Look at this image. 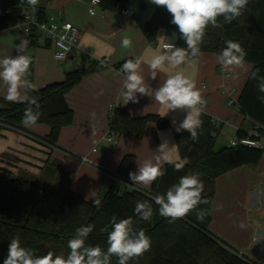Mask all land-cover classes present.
Masks as SVG:
<instances>
[{"label":"crops","instance_id":"1","mask_svg":"<svg viewBox=\"0 0 264 264\" xmlns=\"http://www.w3.org/2000/svg\"><path fill=\"white\" fill-rule=\"evenodd\" d=\"M39 6L45 18L78 26L80 48L88 50L89 54L73 52L68 59L58 62L49 42L39 39L34 45L28 43L33 74L31 79L29 75L26 78L34 85V90L61 83L68 73L76 70L92 68L93 71L66 94L73 122L61 129L55 145L43 141L51 132L45 124L24 126L29 135L9 129L1 131L0 167L13 175L27 174L44 180L47 187L53 185L74 191L86 202L93 203L108 192L122 194L137 187L131 184L129 172L137 171L138 165L146 159L154 160L164 140L170 142V147L175 145L174 159L182 160L175 127L184 119V110L177 109L163 116L167 109L152 97L139 93L138 103L123 104L122 65L137 58L142 61L141 74L153 90L176 72H182L195 83L202 98L208 101L200 117L209 116L221 125L216 150L230 146L240 131H253L251 121L240 114L237 105L252 69L250 63L221 67L219 55L200 52L178 67L166 64L153 80L149 62L154 55L165 52L162 44L181 47L174 31L160 29L154 42L149 43L132 16L123 15L121 10L111 12L100 7L95 15H90L88 2L77 0H39ZM125 37L132 42L128 48L122 44ZM21 40H26V35L18 27L0 31V59L15 56L16 45ZM104 58L109 59L108 66L94 65ZM23 94L28 96V90ZM231 98L235 99V104L229 103ZM2 101L10 102L6 99V86L0 81V104ZM117 109L127 111L136 119L150 115L166 119L171 128L160 129L156 122H149L141 136H118L111 132L110 125L111 115ZM174 120L176 125L172 123ZM262 150L256 165L241 166L216 179L209 210L210 230L240 256L257 264H264V148ZM81 157L88 162H81L78 159ZM161 164L163 168L170 163L161 161ZM154 182L142 189L150 191Z\"/></svg>","mask_w":264,"mask_h":264},{"label":"trees","instance_id":"2","mask_svg":"<svg viewBox=\"0 0 264 264\" xmlns=\"http://www.w3.org/2000/svg\"><path fill=\"white\" fill-rule=\"evenodd\" d=\"M22 0H6L11 12L0 17V31L16 27L22 15L18 7ZM101 8L105 11L128 10L132 19L149 43H153L160 29L172 30L177 34V44L187 47L181 38L177 26L171 23L172 16L164 7L150 4L148 0H101ZM40 18L45 20L43 12ZM217 27L209 25L205 31L203 42L199 45L201 53L219 55L226 47V41L238 42L246 56L243 62L252 65L248 80L237 101L240 114L251 121L253 130L259 128L264 134V96L258 90L259 78L264 77V0H249L241 16L231 23H225L223 17L218 18ZM40 39L36 30L33 31L30 44ZM48 42V41H47ZM50 43V42H49ZM97 66V63L94 64ZM257 73V79L252 73ZM92 68L70 72L61 83L49 85L40 90H28V97H35L39 104L40 117L37 124H45L51 128L50 135L44 142L55 145L63 127L73 122V112L66 101V94L77 86L84 76L91 73ZM32 78L33 65L29 68ZM28 102L15 104L1 102L0 118L24 129L22 123ZM202 125L197 129L198 138L193 140L186 131L176 132L175 137L181 159L186 161L180 171L173 164L163 167L165 175L157 178L148 192L137 189L122 194L108 192L98 199L100 205L94 206L74 192L57 187L51 191L44 180L29 175H14L0 167V264L7 255L8 246L19 236L21 246L32 249L36 255H45L52 251L57 255H67L70 251L67 242L76 229L88 224L94 225L86 244L99 245L107 250V226L111 231V219L132 217L136 231L144 230L151 240V246L143 255L134 257L128 264H257L249 258L242 257L225 241L210 231L212 218L209 214L211 200L215 195L216 179L244 165H256L262 157V149L239 145L226 146L216 150L217 137L221 125L209 116L200 117ZM149 122H156L160 129H170L171 123L157 116L132 118L124 110L117 109L111 117V132L122 137L136 134L141 136ZM2 130L8 128L0 126ZM10 130V129H9ZM249 133L239 132L238 138ZM198 174L204 184L201 203L183 218L171 221L159 214V206L153 196L166 194L167 190L179 182L186 174ZM137 201H148L153 208L149 221H142L134 214ZM204 211L202 220L197 213ZM111 264H118L115 256Z\"/></svg>","mask_w":264,"mask_h":264},{"label":"clouds","instance_id":"3","mask_svg":"<svg viewBox=\"0 0 264 264\" xmlns=\"http://www.w3.org/2000/svg\"><path fill=\"white\" fill-rule=\"evenodd\" d=\"M98 0H93V3ZM150 4L164 7L171 14V23L177 26L181 38L187 45L177 47L166 45V51L154 55L149 68L151 78L156 79L160 70L167 64L178 67L185 64L190 57L200 54L199 45L203 42L205 31L209 25L219 26L218 18L223 17L225 23H231L242 15L243 10L249 0H148ZM28 3L35 6L38 0H28ZM28 41L21 40L16 45V55L0 59V81L6 86V99L10 102H28L30 105L23 114L22 123L26 127L34 126L39 117V104L35 97L29 98L23 94L24 90H34V85L26 78L32 63V58L27 54ZM131 40L125 37L122 41L123 47L131 46ZM69 49L64 47V51L57 55V59L64 55ZM246 53L238 42L226 41V47L218 56V63L221 67L242 64ZM141 59L128 60L122 65L124 75L121 96L123 104L129 102L138 103L137 94L147 95L163 106L167 111L184 110V119L175 127L176 132L186 130L193 140L198 138L197 129L202 125L199 119L205 101L201 92L196 88L193 81L187 78L182 72L169 75L166 80L155 90L145 82L141 74ZM252 73V78L257 79V73ZM258 90L264 93V77L259 78ZM264 102V96L260 97ZM162 116V117H163ZM176 125V121L172 122ZM169 141L164 140L157 148L155 159H146L138 165L135 172H129V179L132 185L146 188L157 178L166 173L162 168L161 161L173 164L176 171H180L187 163L184 160L177 162L173 156L175 145L169 146ZM86 162V158H83ZM204 184L198 174H186L179 178V182L173 184L166 194L153 196L152 199L159 206V214L162 217L170 218L171 221L183 218L191 211L195 210L199 204L207 201L202 198ZM101 201H93L94 206H99ZM134 214L142 221H149L153 215L152 205L148 201H137ZM204 211L197 213V219L204 218ZM135 221L132 217L119 220L115 216L111 219V231L107 226L104 231L107 235V250H103L99 245H87L86 241L90 233L94 230V225L88 224L76 229L75 235L68 240V254L57 255L48 251L45 255H36L32 249L21 246L19 236L11 239L7 255L3 264H111V258L115 256L118 264H128L134 257L143 255L150 249L151 240L141 229L136 231Z\"/></svg>","mask_w":264,"mask_h":264},{"label":"built area","instance_id":"4","mask_svg":"<svg viewBox=\"0 0 264 264\" xmlns=\"http://www.w3.org/2000/svg\"><path fill=\"white\" fill-rule=\"evenodd\" d=\"M77 1L78 2H88L90 15H95L97 9L101 7V0H98V2L96 3H93V0H77ZM18 7L21 8L23 12H22L20 19L16 23V27L24 31L26 35V40L29 43L31 41V36L33 34V31L36 30L37 33L40 35V39L50 42L53 48L54 59L56 61L58 62L65 61L66 59L69 58V56L73 52H83L86 55L89 54L88 50H83L80 48L79 44L81 40V30L78 26L74 25L73 23L69 21H63V20L56 19V18H45V20H42L40 18L42 11L39 6V0L35 6L29 4L28 0H22V2L19 3ZM10 12H11V8L7 6L6 0H0V17H3ZM121 13L123 15H129L130 11L122 10ZM166 45L176 46V44L164 43L162 44L161 47L165 51L167 50ZM64 47H67L69 50L66 53H64L63 56L57 59L56 58L57 55L64 51ZM96 63L99 68H104L108 66L109 59L108 58L100 59V60H97ZM202 99L206 102L205 105L203 106V110H204L208 104V101L206 98H202ZM229 103L235 104V99L231 98L229 100ZM0 108H1V104H0ZM0 126L8 128L10 130L21 132L23 134H27V132L24 129L16 128L13 124L6 122L5 120L1 118H0ZM239 145L263 149L264 148V134H261L259 128L257 127L255 130L250 131L247 136L236 138L232 140L230 143V146L232 147H236ZM94 151H97V149H94ZM78 159L81 162H85L83 160V157L78 158ZM86 162H88L87 158H86ZM134 189H137V187H134ZM139 190L149 193V191H146L142 188H140Z\"/></svg>","mask_w":264,"mask_h":264},{"label":"rangeland","instance_id":"5","mask_svg":"<svg viewBox=\"0 0 264 264\" xmlns=\"http://www.w3.org/2000/svg\"><path fill=\"white\" fill-rule=\"evenodd\" d=\"M13 177H18V176H17V175H14ZM19 177H23V175H21V176H19ZM56 188H57V187H56ZM56 188H55L53 185H51L49 189H50L51 191H55ZM210 231H211V230H210Z\"/></svg>","mask_w":264,"mask_h":264}]
</instances>
